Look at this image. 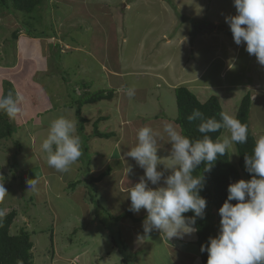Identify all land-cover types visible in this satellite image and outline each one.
<instances>
[{"label":"rangeland","instance_id":"1","mask_svg":"<svg viewBox=\"0 0 264 264\" xmlns=\"http://www.w3.org/2000/svg\"><path fill=\"white\" fill-rule=\"evenodd\" d=\"M234 14L233 0H49L48 5L43 4L37 9L34 20L30 22L38 33L54 35L53 38L44 39L39 50L35 47L38 51L35 55L39 57L44 53V64L50 63L52 71L57 72L45 76L43 70L38 69L42 71L39 73L30 63H25L22 68L17 65L16 71L7 69L9 66L14 67L12 61L15 59H32L33 45L32 49L25 46L23 36H28L21 25L23 15L16 11L10 15L0 9V95L11 92L14 97L16 94L23 97L19 103L21 111L15 118H9L1 112L4 118L7 117L3 121L11 125L12 135L9 139L0 140V175L5 177L4 187L7 191V195L0 199V214L13 210L16 212L10 232L16 235L23 229L30 233L34 264H73L71 261L74 256L69 257V253L78 255L79 263L76 264H179L173 254H167L166 248L159 246L158 242L151 255L138 253L135 258V255L126 251L128 253L123 254L126 258H120L119 250L123 243L118 241L116 245L112 240L113 236L118 239L122 235L117 227H122L120 222L126 219H119V216L130 204L116 197L111 201L115 200L113 208L111 202L102 197L94 198V201L100 202L96 204L91 202L95 192L90 188L88 191L82 188L81 192L79 188L72 191L68 187L76 182L79 174L96 170L95 159L100 167L102 158L97 159L92 151H102V142L106 141L103 137L94 138L93 134L95 131L102 134L119 131L116 128L120 127L118 120L121 117L128 118L130 125L123 127L117 152L132 167L131 179L138 181L135 178L139 179L143 170L126 156L127 151L136 144V129L147 124L162 131L164 120L174 122L177 116L174 89L180 86V76V79L195 78L192 84L185 87L200 103L214 96L222 112L231 115L236 116L241 99L249 94L252 101L249 113L251 133L254 139L264 134V66L245 51L243 44L239 48L234 44L227 52L226 43H223L224 33L230 37L227 39L229 46L233 42L225 17ZM201 25H215L216 29L203 31L199 39L195 40V28ZM16 30L20 32L14 41L12 33ZM75 41H82L83 45L80 44L76 51L68 50L66 45L74 49L71 43ZM9 42L14 44L9 45ZM8 46L12 47L8 49ZM218 52L220 55L215 59V53ZM231 63H235L234 68ZM4 66L7 68L4 69ZM89 75L92 77L90 81L88 78L79 81L82 76ZM35 81L40 89L34 94L32 86ZM54 83L61 91L58 98L51 91ZM122 83H125L121 90L123 93L111 103L106 101L108 99L93 105H85L82 101L100 91L103 95L114 92ZM193 87L206 89L197 95ZM130 88L135 89L132 97L124 93ZM76 101H82L83 111L88 116H97L91 124L84 125V133L79 134L88 149L85 152L86 147H82L83 160L79 159L80 162L72 165L70 171L61 176L60 172L48 166L41 143L49 131L45 126L65 112L59 110L60 107L74 113L76 106L73 103ZM121 101L123 114L119 110ZM24 104L26 109H38L40 116L34 117L35 113L26 112ZM107 105L111 113L109 120L102 123H107L104 126L97 119L102 117L99 114L106 115L102 109L107 108ZM43 126L46 130H43ZM87 129L93 131L92 135L86 136ZM228 134L227 129H223L221 135ZM166 140L165 136L157 153L165 165L170 149ZM228 154L231 163L237 167L235 145L228 150ZM114 167L120 168V164L114 163ZM158 167L165 175L170 174V170L163 165ZM99 169L105 170V165L102 164ZM115 174L120 175L118 172ZM240 175L241 179L247 180L241 172ZM94 176L96 174L90 178ZM34 178L43 180L38 182L36 189H25L26 185L30 186L28 181ZM44 180L50 183L49 191L42 183ZM98 186H103L102 182ZM142 211L132 212V216H139ZM185 215L191 216L192 212ZM219 227V222H216L214 236ZM135 232L153 239L151 236L154 233L146 235L141 223ZM108 236L113 237L112 240L102 245L109 239ZM186 242L180 248L197 256L196 242ZM119 259H123L124 263Z\"/></svg>","mask_w":264,"mask_h":264},{"label":"clouds","instance_id":"2","mask_svg":"<svg viewBox=\"0 0 264 264\" xmlns=\"http://www.w3.org/2000/svg\"><path fill=\"white\" fill-rule=\"evenodd\" d=\"M233 6L235 14L226 16L225 22L234 43L243 44L245 51L264 66V0H233ZM127 95L134 96L135 89H128ZM21 101L23 97L19 94L0 95V112L15 118ZM186 119L189 123L199 121L197 131L202 134L201 138L183 134L175 122H165L162 131L151 126L139 128L135 146L127 151L126 156L143 170L139 181L127 190L126 197L130 200L129 211H146L142 224L146 235L159 230L171 240L183 239L198 231L197 218L204 219L207 207L206 198L200 194L205 179L202 172L197 174L198 167L203 163V171L210 172L217 159L225 156L233 145L248 142V125L227 112H221L217 120L193 109ZM222 128L229 134L215 139L209 135ZM165 136L171 146L167 165L157 154ZM41 150L47 155L49 167L60 173L70 171L83 154L77 121L64 115L53 119ZM160 165L170 170V174L165 175ZM244 169L250 178L228 184L227 198L218 209L219 231L200 246L202 253L207 252L206 264H264V134L256 137L251 154H244ZM131 171L132 167L128 166L126 174ZM4 180L0 175V199L7 195ZM28 183L31 189H36L38 180L34 178ZM190 211L193 215L186 216Z\"/></svg>","mask_w":264,"mask_h":264},{"label":"trees","instance_id":"3","mask_svg":"<svg viewBox=\"0 0 264 264\" xmlns=\"http://www.w3.org/2000/svg\"><path fill=\"white\" fill-rule=\"evenodd\" d=\"M49 0H0V9L6 11L12 15L14 11L20 12L21 25L26 35L32 38H52L54 35H49L44 32H37L36 27L30 22L34 20V13L43 4L48 5ZM190 21V20H189ZM25 27V28H24ZM22 28V27H21ZM19 30L12 33V39L16 40ZM104 93V92H102ZM112 92L106 95L100 93L92 94L91 97L82 100L86 104H93L98 101L109 99L112 96ZM175 102L177 107V117L175 119L176 125L182 130L183 134L188 135L194 139L201 138L202 134L197 131V124L199 121L189 123L186 117L191 114L193 109L201 110L205 116H214L217 120H220V113L222 112L221 106L216 97H210L206 102L200 103L196 97L185 87H179L174 90ZM82 101L77 102L78 108L76 109L75 116L79 120V129H81V123L83 119L80 117V106ZM251 97L249 94L243 96L240 101L239 108L236 113V117L241 122L246 123L249 127V138L246 144H235L238 164L235 167L231 161L228 152L225 156L219 157L212 167L210 172H204V164L202 163L198 169L197 174L202 172L205 179L204 190L200 193L201 196L207 200V207L205 209L204 219L197 218L196 227L198 231L195 232L197 254L201 264H206L207 252H201V244H207L209 237H214V226L216 222L220 221L218 215V209L227 198V186L229 183L235 182L241 179L240 172L249 179V174L244 169V154H251L255 139L251 133L249 125V113H250ZM0 112V140L9 139L12 135L11 125L3 120H7V117ZM5 122V123H4ZM223 128L216 133H209L214 139L221 136ZM94 137L108 139L113 134H102L97 131L94 132ZM110 173V170L105 171L100 176L93 178L90 182L91 188L94 183L101 181L106 175ZM74 186L72 187V189ZM94 189V188H93ZM96 199V196L91 198V202ZM96 204L97 202L94 201ZM231 203H236L232 201ZM193 215V213H192ZM16 212L13 210L7 214H0V264H34V258L32 254L33 243L30 240V233L25 230H20L18 234H11V228L16 219ZM119 219H130L134 222H141V219H135L132 217V212L129 208L119 216ZM113 243L117 245L118 240L113 236ZM53 234L51 235V241ZM121 242V241H120ZM123 243V242H122ZM115 245V246H116ZM121 246V245H120ZM118 247V246H117ZM127 247L123 244L120 252L126 254L128 252ZM126 263V262H125Z\"/></svg>","mask_w":264,"mask_h":264},{"label":"crops","instance_id":"4","mask_svg":"<svg viewBox=\"0 0 264 264\" xmlns=\"http://www.w3.org/2000/svg\"><path fill=\"white\" fill-rule=\"evenodd\" d=\"M186 16V15H185ZM186 17H188V16H186ZM221 19H222V22L221 23H223L224 21H223V18L222 17H220ZM228 29V27H226L225 26V29ZM195 30L197 31V34H195L196 36V38H194L195 40H198L199 39V34L200 33H202L203 31H199V30H197L196 28H195ZM193 33H195V32H193ZM222 35H224V41H223V43H226L225 45H226V48H227V52L229 51V49H231V46L232 45H234L235 43H234V41L232 42V44L229 46V44L227 43L228 42V40L227 39H230V37H229V35L226 33H224V34H222ZM198 36V37H197ZM209 37V36H208ZM23 39L25 40V46H29V49H32L31 48V46L33 45V49H32V53H31V56H32V59H28V60H23V59H15L14 61H12L13 63H14V67H6V66H8L9 64H10V62H11V57H10V59H9V64H7L6 66H4V69H5V67L8 69V70H17V65H21V68L23 67V65L26 63V64H28V63H30V64H32V66H34L37 70L38 69H41V70H43L44 71V75L45 76H50V74L51 75H53V74H57V72L56 71H52V69H51V66H50V63H47V65H45L44 64V62H43V60H42V58L43 57H45V54L44 53H42V55H39V57H37L35 54L36 53H38V51L35 49V47L39 50V48H40V46H42L41 45V42H44V39H41V38H37V39H31V38H29V37H25V36H23ZM209 39H210V37H209ZM61 42V41H60ZM168 41H166V43H167ZM12 44H14V43H12ZM72 44V47H74V49H71L70 48V46H68V45H66V48H68L69 47V49L68 50H78L79 48H77V47H79V45L80 44H82L83 45V43H82V41H75V42H72L71 43ZM9 45H11V44H9ZM178 45H181V44H178ZM10 47H12V46H8V49H10ZM52 47V46H51ZM219 47V45L217 46V48ZM240 46H238V48H239ZM65 48V49H66ZM184 48V47H183ZM29 49H27V50H29ZM58 49H59V47H58ZM60 51V50H59ZM46 53V52H45ZM10 55V54H9ZM219 55H220V53L218 52L217 54L215 53V59H218V57H219ZM33 56L35 57V58H33ZM49 56L47 55V59L49 60ZM36 59V60H35ZM36 61H38V64H37V62ZM5 62V61H4ZM50 69V70H49ZM48 71V72H47ZM38 72L40 73V72H42V71H39L38 70ZM37 77H39V76H37ZM84 78H88V80L90 81L91 79H92V77L89 75V76H82L81 77V79L79 80V81H83L84 80ZM181 78V76L179 77V79H178V81H179V87H185V86H187L188 84H192L194 81H195V78H189V79H180ZM31 81V80H30ZM60 81V80H59ZM37 81H35L34 82V85L32 86V91L34 92V94L35 93H37V91H38V89H40V87H39V85H37V84H35ZM68 83L67 84H70V82L69 81H67ZM61 83V82H60ZM66 83V82H65ZM123 86L125 87V83H122V84H120L119 86H117V89L114 91V92H112L113 94H112V96L108 99V100H106V101H108V102H113L116 98H118V97H120V95L123 93V92H121V90H123L122 88H123ZM175 86H177V84L175 83ZM179 87H177V88H179ZM75 88H78V86H75ZM177 88H175V89H177ZM185 88H187V87H185ZM62 90L64 89V87L63 88H61ZM174 89V90H175ZM188 89V88H187ZM193 90H195L196 92H197V95H201V92L200 91H204V89H206V88H202L201 90L200 89H198V88H192ZM91 90H93V88L91 89ZM189 90V89H188ZM52 92H54V95L58 98V95L59 96H61V94H60V92L58 91V89H57V84L56 83H54V85H53V88H52V90H51ZM90 91V89L88 90V92ZM190 91V90H189ZM117 92V93H116ZM87 93V92H86ZM124 93H127V92H124ZM194 95V94H193ZM195 96V95H194ZM84 97V96H83ZM196 97V96H195ZM85 100V99H84ZM105 101V100H104ZM77 102L78 101H76V102H74L73 103V105H75L76 106V109L78 108V105H77ZM101 102H103V101H101ZM101 102H99V103H101ZM252 102V101H251ZM84 103V102H83ZM97 103V102H96ZM96 103H93V104H96ZM122 103H123V101H121V103H120V107H119V110H120V113L121 114H123V109H122ZM60 104V103H59ZM92 103L91 104H85V105H93ZM103 107H105V105L103 106ZM102 107V108H103ZM118 107V104L116 105V108ZM21 108L22 107H20V111H21ZM63 108V106L62 107H60V109L59 110H61V111H65V112H63L64 113V116L65 117H67V118H69V119H73V120H76L77 121V133L78 134H80L81 132H82V134L84 133V128H83V126L84 125H88V124H91V122L93 121V119H94V117H96L97 116V114H94V115H91L92 113H90V115L91 116H88V114L86 113V112H84L83 110H84V108H83V105L82 106H80V117L83 119V123H81V129H79V127H80V125H79V120H78V118L75 116V113H76V111H74V113H71V112H69L68 110H65L64 108ZM23 109H25L26 110V112H32V113H35L36 115L34 116V117H37V116H40V114L39 113H37L39 110L38 109H36L35 107H33V108H28V109H26V105L24 104V106H23ZM103 111H104V113H106V115H102V114H99V115H101L102 117H98V119H97V122H99V124H100V122H101V124L103 123V122H107L108 120H109V113H111V111H110V108L108 107V105H107V108H105V109H102ZM19 111V112H20ZM52 111V110H51ZM94 112V111H93ZM63 113L61 114V115H63ZM39 114V115H38ZM98 115V116H99ZM177 117V116H176ZM176 119V118H175ZM175 119H174V122H175ZM88 122V123H87ZM118 122H119V125H120V127L118 126L116 129H119V131H117V132H113V131H109L110 133H107V134H115V137H113L112 139H103V140H105L106 142H102V147L104 148L102 151H97V150H93L92 151V153H94V155H95V157H97V159H98V157H100V158H102V159H100V162H101V164H99L100 165V167L98 166V164L96 163L97 162V160L95 159V157H93L92 158V160H94L95 159V166H97L96 167V170L93 172V170H88L87 172V174H79L78 175V178H77V180H76V182L75 183H72L71 185H70V187H68V188H71V190L72 191H75L77 188H79L80 190H81V192L83 191L82 190V188L84 189V190H86L87 189V191H88V189L90 188V190L91 191H94L95 193V196H96V198H99V197H102V198H104V199H106L107 200V202H111L113 199H116V198H123L127 203H129L130 204V200L126 197V195H127V190L129 189V187H131V186H133L135 183H137L138 181H139V179L138 178H135V180H138V181H134V180H132L131 179V177H130V173H127L126 174V168H127V166H128V163L126 162V158L123 156V155H121L120 153H118L117 152V149H118V146H119V142L121 141V136H122V132H123V127H125V126H129L130 125V120L128 119V118H123V117H121L120 118V120H118ZM152 122V121H151ZM150 122V123H151ZM160 122H161V120H160ZM165 122H167L166 120H164L163 121V123H165ZM168 122H170V121H168ZM95 123L96 122H94V124H93V126H95ZM129 123V124H128ZM150 123H148V124H150ZM107 123H105V124H102V125H106ZM162 124V123H161ZM147 125V124H146ZM145 125V126H146ZM44 127V126H43ZM46 128H48L49 129V126H45ZM45 127L43 128V130H46L45 129ZM163 128V127H162ZM137 130L138 129H136V133H137ZM92 133H93V131L92 130H89V129H87L86 130V136H88L89 134H91L92 135ZM136 135V134H135ZM94 137V136H93ZM94 138H96V137H94ZM93 138V139H94ZM112 140V141H111ZM168 147H171V146H169V145H167ZM82 147L83 148H85L86 147V145H85V143H82ZM95 148H97V146L95 147ZM86 149V151L85 152H87L88 151V149H87V147L85 148ZM111 151H114L113 152V154H112V156H109V154H110V152ZM114 153L116 154V156L114 155ZM120 154V155H119ZM105 156H106V159H105V161H104V158H105ZM79 159H82L83 160V158H82V156L79 158ZM78 162H80L79 160H78ZM114 163H117V164H120V168H118V167H114ZM102 164H104L105 165V170H101V169H99V168H101V165ZM88 165V164H87ZM107 170H110V173L108 174V175H106L100 182L98 181V182H96V183H94V185H93V188H91V185H90V182H91V180L93 179V178H96V177H98V176H100L101 174H103V171H107ZM101 171V172H100ZM115 172H118L120 175L118 176V174H115ZM65 173H61V176L62 175H64ZM96 174V176H94V177H91L90 178V176L91 175H95ZM85 176V177H84ZM86 176H87V178H86ZM60 179V181L62 180L61 179V177L59 178ZM43 179H38V182L39 181H42ZM83 180V181H82ZM129 181H131V182H129ZM102 182V184H103V186H101V187H99L98 186V184L99 183H101ZM129 182V183H128ZM40 183V182H39ZM43 185H44V187H45V189L46 190H50V188H49V186H50V183L49 182H47L46 180H44L43 182ZM104 184H106V185H104ZM115 184V185H114ZM129 184V185H128ZM74 186V188L72 189V187ZM150 187H154V186H152V185H149ZM27 187H30V186H28V185H26V187H25V189H27ZM79 190V191H80ZM78 191V192H79ZM90 191V192H91ZM115 191H116V193H115ZM80 193V192H79ZM90 194V193H89ZM118 194H120V195H118ZM81 195V194H80ZM85 195H88V193L87 194H85ZM89 197V196H88ZM116 197V198H115ZM127 198V199H126ZM84 200V199H83ZM97 203H100V202H98L97 201ZM111 204H112V208L114 207V204H115V200L113 201V202H111ZM129 208V207H128ZM119 213H120V211H119ZM116 214V213H115ZM123 214V213H122ZM116 215H118V214H116ZM121 215V214H120ZM133 218H135V219H141V222H134L133 220H130V219H126L125 221H122V222H120V224L122 223V227H117L118 228V230H119V232L122 234L121 236H119V238H118V240H120L121 242H123V244L127 247V251L130 253V254H133V255H135V258L138 256V253L139 254H144V253H147V255H151V254H153L155 251H154V246H155V244H156V242H158L157 244L160 246H164L165 248H166V253L167 254H173V256L175 257V260L179 263V264H191V263H193V262H196V263H198V262H200V259H199V257H198V254H197V252H196V254H197V256L196 255H193V254H188V253H186L185 251H183L181 248H180V245L181 246H183L182 245V243H188V242H186V241H193V242H196V237H195V234L193 233L192 235H187V236H185L183 239H177V238H172L171 240H168V238L166 237V235L165 234H163V233H161L159 230H153L152 232L154 233V235L153 236H151V237H153V239L152 240H150V237L149 236H145V235H142V233L141 234H136V229H137V227H138V225L141 223V224H143V220H144V218L146 217V211L145 210H143L142 211V214L141 215H139L138 216V214H135V217L134 216H132ZM126 227H130V228H132V229H128V228H126ZM121 230H120V229ZM111 236V235H110ZM109 237V236H108ZM105 238V237H104ZM112 238L113 237H109V239L106 237V239H108V240H105L103 243H102V245L105 243V242H107L108 241V243H109V241H111L112 240ZM185 239H186V241H185ZM113 241V240H112ZM120 251V250H119ZM119 254H120V258H126L125 257V255L123 256V254H121V252H119ZM107 255H109V254H107ZM70 256H74L73 257V259H72V261L71 262H73V264H76L77 262L79 263V257H78V255H75V254H73V253H69V257ZM120 260V259H119ZM122 263H124V260L123 259H121L120 260ZM201 264V263H200Z\"/></svg>","mask_w":264,"mask_h":264},{"label":"water","instance_id":"5","mask_svg":"<svg viewBox=\"0 0 264 264\" xmlns=\"http://www.w3.org/2000/svg\"><path fill=\"white\" fill-rule=\"evenodd\" d=\"M197 29H200L201 31H210V30H215L216 26L215 25H201L197 27Z\"/></svg>","mask_w":264,"mask_h":264},{"label":"bare ground","instance_id":"6","mask_svg":"<svg viewBox=\"0 0 264 264\" xmlns=\"http://www.w3.org/2000/svg\"><path fill=\"white\" fill-rule=\"evenodd\" d=\"M196 29H197V28H196ZM197 30L201 31L200 29H197Z\"/></svg>","mask_w":264,"mask_h":264}]
</instances>
